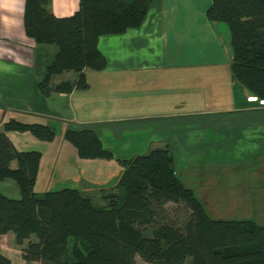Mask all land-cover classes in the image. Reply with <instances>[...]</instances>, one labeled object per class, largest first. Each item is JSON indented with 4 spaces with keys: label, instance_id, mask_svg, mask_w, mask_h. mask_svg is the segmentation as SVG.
<instances>
[{
    "label": "trees",
    "instance_id": "1",
    "mask_svg": "<svg viewBox=\"0 0 264 264\" xmlns=\"http://www.w3.org/2000/svg\"><path fill=\"white\" fill-rule=\"evenodd\" d=\"M153 0H79L70 16L57 17L51 0H24L25 35L57 52L38 84L44 96L86 90L85 71H102V36L139 28ZM209 22L225 23L233 50L232 78L264 100V0H210ZM74 72L75 81L52 80ZM30 132L43 142L56 136L46 124L11 120L0 130V181L14 180L19 199L0 193V235L12 232L25 262L38 264H264V225L213 219L176 175L168 148L117 158L91 129L64 139L80 159H115L122 171L101 206L77 189L36 191L41 154L19 152L6 133ZM16 162V169H11ZM171 205L170 207H168ZM0 264H11L0 250Z\"/></svg>",
    "mask_w": 264,
    "mask_h": 264
},
{
    "label": "crops",
    "instance_id": "2",
    "mask_svg": "<svg viewBox=\"0 0 264 264\" xmlns=\"http://www.w3.org/2000/svg\"><path fill=\"white\" fill-rule=\"evenodd\" d=\"M78 2L51 0L48 9L57 17H66L77 10ZM23 6L24 0L22 3L7 0L6 7H0V130L11 120L46 124L54 129L56 136L51 142L40 141L30 132L6 133L17 151L41 154L37 192L71 188L93 200L97 197L92 192L114 186L122 171L115 159H80L63 137L66 126L92 128L103 148L117 158L147 153L154 148H168L177 163L179 160L176 159L185 158L180 150L187 151L188 145L172 142L169 134L191 131L193 118L208 116L218 118L220 124L203 128L199 142L200 192L205 194L200 197H212V190L223 181L221 166H238L245 161L242 157L248 160L247 163L261 164L254 175V183L263 181L264 175L261 177L258 171H264V106L245 87L234 79L224 82L223 79H211L215 104L209 106L208 97H202L198 101V110H185L190 101L188 98L186 101L176 99L174 94L183 88L184 92L186 79L177 65V50L172 55L169 52L172 48L166 27L172 22L173 13L167 16L169 9L165 7V0L152 1L139 28L129 29L122 35L99 38L98 49L106 59V67L102 71H85L88 89L73 90L69 94L52 92L47 97L41 94L38 84L55 57V49L36 44L25 35ZM5 16L7 23L2 19ZM162 71L163 75H160ZM67 74L69 72L56 76L52 84L56 86L69 81ZM76 77L75 74L71 81ZM177 77L180 90L175 89ZM250 98L256 101L250 102ZM99 113L106 118H99ZM184 121L188 126L181 124ZM210 133L218 135L216 141L209 139ZM214 142L225 144L220 157L215 156L217 151L211 147ZM216 157L218 160L213 162ZM195 165V162L179 164L176 175L182 181L185 167L197 168ZM10 167L16 169V162ZM252 182L248 178L243 183V195L247 192L251 196L264 194V186L257 190ZM251 184L253 191H250ZM0 193L10 199L20 198L19 187L11 179L0 181ZM25 245L26 242L23 246L17 245L12 232L0 235L1 253L11 264H38L23 260L21 251Z\"/></svg>",
    "mask_w": 264,
    "mask_h": 264
},
{
    "label": "rangeland",
    "instance_id": "3",
    "mask_svg": "<svg viewBox=\"0 0 264 264\" xmlns=\"http://www.w3.org/2000/svg\"><path fill=\"white\" fill-rule=\"evenodd\" d=\"M209 4L210 0H165V7L170 10H167V16H170L169 13H173L172 22L166 27L168 28L167 34L169 35V45L172 48L169 49V52L170 55H172L173 52H176L177 50V65H179V71L186 79L184 92V88L181 90L178 88L177 81L179 77L174 79L175 84H177L175 89L180 90L174 95L179 101L182 99H185L186 101L187 98L190 100L187 103V109L185 110H198V101L202 97H205L206 99L208 97V102H206L209 106L215 104L214 89L211 79H223V82L227 79H233L230 69L233 50L229 29L225 23L207 21L205 14ZM44 47H47V49H55V53L57 51L55 46L47 45ZM174 47L176 49H173ZM173 59L174 56L171 60ZM163 72L164 71H162L160 75H163ZM74 75V72H69L66 76L67 80L72 82L71 80H73L72 78H74ZM184 93H186V95ZM106 113L109 112L106 111ZM98 115H100L99 118H106L101 113ZM218 120L219 119L214 116H208V118L203 119L195 117L191 120V127H193L191 131L186 133L180 132L178 134L176 132L173 133V135L169 134L171 136L170 138H172V142L184 143L186 146L188 145L187 151L186 149L180 150L182 154H185V158L184 156H181V159H176L177 161L179 160L177 163L174 161L175 169H177L178 165L182 163L185 165H191L194 162L196 163L197 168L192 166L185 167L184 172L182 173V181L186 186H189L194 195L202 201L207 213L213 219L233 221L252 220L258 225H264V194H254L251 196L250 193L247 192V194L243 195L244 189L242 191V185L248 178H250L251 181L253 180L252 183H254V175L261 167V164L259 163L251 164V161L247 163L248 160L242 157L241 159L245 161L238 166L233 167L231 165L223 164L221 166L223 173L222 184L212 190V197H200V195L205 196V194L200 192L199 176L201 172L199 169L202 164L199 156L201 154L198 148L200 145L199 142L203 137V128L219 125L220 122ZM181 124L188 126L187 121H184ZM194 126H197V128L195 129ZM65 129H75V127L66 126ZM81 129L82 128L75 130ZM90 129L92 130V128ZM99 129L100 128H95V130ZM216 135V133L209 135V139L215 140L218 136ZM229 138H232V136ZM176 147L178 148L179 146L176 145ZM211 147L217 151L215 156L220 157L224 152L223 147H225V144L214 142ZM218 157H216L213 162L217 161ZM219 160L222 161V158H219ZM196 169H198V171ZM176 172L178 171L176 170ZM202 172L206 171L202 170ZM258 172L260 176L263 177L264 171L260 169ZM208 173H210V170H208ZM261 179L263 181L255 182L253 184L254 188L257 190L260 188L263 189L264 179ZM110 183L113 182L111 181ZM252 188L251 184L250 191H253ZM113 191V186L108 189L102 187L95 189L92 193H94L97 198L92 200L93 204L95 206L105 204L107 201L106 197L111 193L113 194ZM247 195L249 197H247ZM170 206L171 205L168 207ZM136 264L146 263L137 257Z\"/></svg>",
    "mask_w": 264,
    "mask_h": 264
},
{
    "label": "clouds",
    "instance_id": "4",
    "mask_svg": "<svg viewBox=\"0 0 264 264\" xmlns=\"http://www.w3.org/2000/svg\"><path fill=\"white\" fill-rule=\"evenodd\" d=\"M18 3H22V0H17ZM7 4V0H0V7H6ZM4 20L5 23H7L8 21V17L5 16L2 18Z\"/></svg>",
    "mask_w": 264,
    "mask_h": 264
},
{
    "label": "built area",
    "instance_id": "5",
    "mask_svg": "<svg viewBox=\"0 0 264 264\" xmlns=\"http://www.w3.org/2000/svg\"><path fill=\"white\" fill-rule=\"evenodd\" d=\"M249 101H250V102H254V101H256V100H255V98H250ZM258 101H259V104H260L261 106H264V100H258Z\"/></svg>",
    "mask_w": 264,
    "mask_h": 264
}]
</instances>
